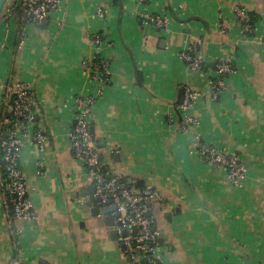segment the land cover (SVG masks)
I'll list each match as a JSON object with an SVG mask.
<instances>
[{
  "label": "crops",
  "instance_id": "crops-1",
  "mask_svg": "<svg viewBox=\"0 0 264 264\" xmlns=\"http://www.w3.org/2000/svg\"><path fill=\"white\" fill-rule=\"evenodd\" d=\"M22 1L0 20V119L14 80L29 84L37 121L20 134V163L38 219L16 221L13 260L0 162V264H143L122 247L117 221L92 215L93 183L72 151L76 99L97 88L84 62L97 54L92 37L101 32L112 74L92 113L93 135L111 171L162 194L151 206L162 264H264V36L246 33L235 12L241 5L261 15L264 35V0H60L39 25L24 23ZM143 12L171 23L142 24ZM195 40L204 43L201 71L181 57ZM221 60L236 69L215 101ZM181 87L199 93L189 131L179 120ZM38 129L48 135L43 149L32 140ZM200 141L237 155L247 169L242 187L205 161Z\"/></svg>",
  "mask_w": 264,
  "mask_h": 264
},
{
  "label": "built area",
  "instance_id": "built-area-1",
  "mask_svg": "<svg viewBox=\"0 0 264 264\" xmlns=\"http://www.w3.org/2000/svg\"><path fill=\"white\" fill-rule=\"evenodd\" d=\"M59 6L60 0H23L20 9L30 24L38 25ZM235 12L245 32L262 40L264 35L258 33L256 25L251 23L247 8L237 5ZM141 17L144 24L155 25L159 28L167 29L171 23L170 17L166 14L143 12ZM92 41L97 47V54H100V61L95 62L96 54L93 58L85 60L84 67L96 82L97 88L94 94L82 95L76 99L70 134L72 151L75 157L84 164L89 178L96 187V195L101 196L103 202L111 201L117 207L114 214H119L116 221L117 223L121 222L119 225L120 241L127 246L128 252L134 255L140 251L145 264H162L160 231L155 227L152 216L149 215L152 204L161 200L162 194L151 186L143 189L131 186L121 174L111 171L103 162L93 135L92 113L99 97L103 94V86L111 79L112 62L101 52L104 43L103 34H94ZM203 45L201 40H195L181 54V57L193 70L201 71L205 67ZM216 68L218 77L211 84L213 98L218 101L225 93L226 79L234 73L235 68L228 60H221L216 64ZM11 92H15L17 95L15 103L10 107L14 112L16 122L13 131L7 135L6 139L3 137V133H0V146L3 148V159L6 161L5 168L8 172L6 185L1 180V200L5 216L9 221L11 238L14 236L19 239L20 228L16 221L38 219L20 163L23 146L20 134L26 133L28 126L36 123L37 111L35 110L36 97L29 84L22 81L16 82ZM198 97L197 91L187 89L184 102L178 105V109L185 116V124L181 126L184 131L191 129L187 123H195V119L188 113ZM32 140L37 147L43 149L47 143L48 135L42 129H38L32 135ZM198 145L210 163L227 168L229 179L238 186L243 185L247 169L237 155L227 154L201 141ZM39 172L42 174V169ZM12 209L15 213L14 221L11 217ZM123 230L127 231L126 235H122ZM12 241L14 246V240L12 239Z\"/></svg>",
  "mask_w": 264,
  "mask_h": 264
},
{
  "label": "trees",
  "instance_id": "trees-1",
  "mask_svg": "<svg viewBox=\"0 0 264 264\" xmlns=\"http://www.w3.org/2000/svg\"><path fill=\"white\" fill-rule=\"evenodd\" d=\"M18 11H20V13L23 14V11L20 8L18 9ZM250 18H251L250 19L251 23L253 25H256V22L259 21V19L261 18V15H259L256 12H251ZM24 23H29L27 18H24ZM141 23L144 24V21L142 19H141ZM101 34H103V32H101ZM106 40H107L106 36L103 34V41L106 42ZM99 61H100V54L98 53L96 55L95 62L97 63ZM233 67L236 69V66L234 64H233ZM15 82H17V81L14 80V83ZM18 82H19V80H18ZM107 83H110V81H108ZM5 97L6 98H4L2 106H1L0 133H3V137L6 139L7 135L13 131L14 126H15L16 117H15L14 112L11 110L10 107L15 103V99H16L17 95L15 92H11L8 97L7 96H5ZM35 108H36V105H35ZM179 120H180L181 124H185V121L182 118L181 114L179 115ZM187 125L192 126V123H187ZM0 144H1V140H0ZM203 157L205 158V161L210 163L206 156L203 155ZM0 162H1V180L6 185L7 180H8V172L6 171V168H5L6 161L3 159V148L1 146H0ZM222 168H224L228 172L227 168H225V167H222ZM240 187H242V186H240ZM11 217L14 221L15 213H14L13 209L11 210ZM12 239L14 240V248H13V256H12V259L14 260V259H17L20 257L21 244H20V240L18 238H14V236H13ZM21 263H22V260H21ZM41 264H49V263L43 261ZM143 264H145V263L143 262Z\"/></svg>",
  "mask_w": 264,
  "mask_h": 264
},
{
  "label": "water",
  "instance_id": "water-1",
  "mask_svg": "<svg viewBox=\"0 0 264 264\" xmlns=\"http://www.w3.org/2000/svg\"><path fill=\"white\" fill-rule=\"evenodd\" d=\"M12 1L13 0H0V20L6 15V13L12 7ZM45 21H46V19H44L43 23H45ZM185 93H186V88L181 87L179 89V94H178V103L179 104H182L184 102ZM92 131H94L93 122H92ZM87 193L90 194V196L87 198V201L90 204H92L91 205L92 215L93 216H99L100 214H103L105 216V220H106L107 224L111 225V226H115L116 225V219L119 217L118 213L114 214L117 207L115 205H113L111 201L103 202L101 196L96 195V187L94 184L92 186L88 187ZM149 215H152L151 209L149 210ZM118 224L121 225V222H119ZM126 234H127V231L123 230V235H126ZM111 237L114 240H118L119 232L117 229H113L111 231ZM122 247L124 249H127V246L125 244H122ZM137 252L139 254L141 253L140 251H137Z\"/></svg>",
  "mask_w": 264,
  "mask_h": 264
},
{
  "label": "rangeland",
  "instance_id": "rangeland-1",
  "mask_svg": "<svg viewBox=\"0 0 264 264\" xmlns=\"http://www.w3.org/2000/svg\"><path fill=\"white\" fill-rule=\"evenodd\" d=\"M140 257H141V255H140ZM140 257H138V258H140ZM142 258V257H141Z\"/></svg>",
  "mask_w": 264,
  "mask_h": 264
}]
</instances>
